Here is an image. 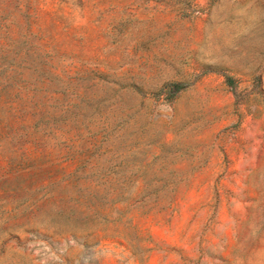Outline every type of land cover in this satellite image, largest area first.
Instances as JSON below:
<instances>
[{"label": "rangeland", "instance_id": "rangeland-1", "mask_svg": "<svg viewBox=\"0 0 264 264\" xmlns=\"http://www.w3.org/2000/svg\"><path fill=\"white\" fill-rule=\"evenodd\" d=\"M0 264H264V0H0Z\"/></svg>", "mask_w": 264, "mask_h": 264}, {"label": "trees", "instance_id": "trees-1", "mask_svg": "<svg viewBox=\"0 0 264 264\" xmlns=\"http://www.w3.org/2000/svg\"><path fill=\"white\" fill-rule=\"evenodd\" d=\"M176 88H177V90H179V89H181V86L176 84Z\"/></svg>", "mask_w": 264, "mask_h": 264}]
</instances>
